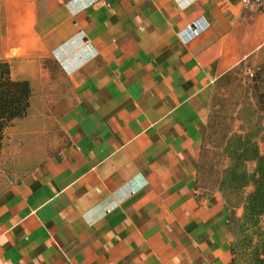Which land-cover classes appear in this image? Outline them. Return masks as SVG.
Returning a JSON list of instances; mask_svg holds the SVG:
<instances>
[{
	"label": "crops",
	"instance_id": "crops-1",
	"mask_svg": "<svg viewBox=\"0 0 264 264\" xmlns=\"http://www.w3.org/2000/svg\"><path fill=\"white\" fill-rule=\"evenodd\" d=\"M111 2L0 0V61L33 90L0 157V264H235L202 158L219 82L264 62V6Z\"/></svg>",
	"mask_w": 264,
	"mask_h": 264
},
{
	"label": "rangeland",
	"instance_id": "rangeland-1",
	"mask_svg": "<svg viewBox=\"0 0 264 264\" xmlns=\"http://www.w3.org/2000/svg\"><path fill=\"white\" fill-rule=\"evenodd\" d=\"M263 63L245 62L219 82L211 106L202 158L206 185L218 188L227 200L235 264H254L259 254L264 256V213L251 217L245 211L254 186L252 183L244 186L227 177L228 169L234 163L239 172L249 174L257 166L253 160L232 159L231 155L242 141H254L264 156V96L259 97L256 90L258 81L255 80V73Z\"/></svg>",
	"mask_w": 264,
	"mask_h": 264
},
{
	"label": "trees",
	"instance_id": "trees-1",
	"mask_svg": "<svg viewBox=\"0 0 264 264\" xmlns=\"http://www.w3.org/2000/svg\"><path fill=\"white\" fill-rule=\"evenodd\" d=\"M255 80L258 81L256 90L259 97L264 96V63L258 67L255 73ZM260 83V85H259ZM32 84L27 80H16L12 78L10 64L7 61H0V157L5 144L6 131L14 125L18 118L27 115L31 104ZM239 147L231 155L234 161H256L257 166L252 174L246 171L239 172L234 163L227 173V177L234 182L243 184L252 183L254 189L250 192L245 205L246 214L257 217L264 213V156L261 154L258 144L254 141L241 142ZM256 263L264 264V256L259 254Z\"/></svg>",
	"mask_w": 264,
	"mask_h": 264
},
{
	"label": "built area",
	"instance_id": "built-area-1",
	"mask_svg": "<svg viewBox=\"0 0 264 264\" xmlns=\"http://www.w3.org/2000/svg\"><path fill=\"white\" fill-rule=\"evenodd\" d=\"M103 1L107 6L111 5L112 0H101ZM241 2L249 9L255 8L260 9L264 6V0H241ZM187 30H189L190 34L195 35L199 31V27L197 23H194V25L188 26Z\"/></svg>",
	"mask_w": 264,
	"mask_h": 264
}]
</instances>
